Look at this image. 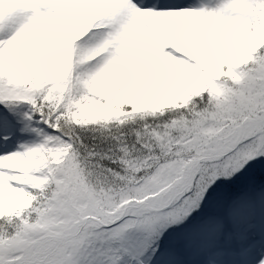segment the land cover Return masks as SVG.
Wrapping results in <instances>:
<instances>
[{
  "label": "snow or ice",
  "instance_id": "obj_1",
  "mask_svg": "<svg viewBox=\"0 0 264 264\" xmlns=\"http://www.w3.org/2000/svg\"><path fill=\"white\" fill-rule=\"evenodd\" d=\"M0 264H264V0H0Z\"/></svg>",
  "mask_w": 264,
  "mask_h": 264
}]
</instances>
